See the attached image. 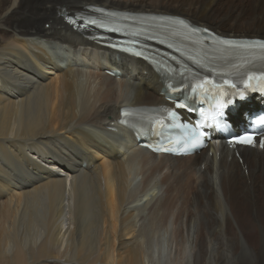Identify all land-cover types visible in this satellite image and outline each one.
Masks as SVG:
<instances>
[{
  "label": "bare ground",
  "instance_id": "obj_1",
  "mask_svg": "<svg viewBox=\"0 0 264 264\" xmlns=\"http://www.w3.org/2000/svg\"><path fill=\"white\" fill-rule=\"evenodd\" d=\"M97 9L147 15L145 34L179 56L195 45L166 39L178 26L160 15L264 33V0H0V264H146L154 233L168 264H264V147L140 148L119 109L170 104L144 61L65 20Z\"/></svg>",
  "mask_w": 264,
  "mask_h": 264
},
{
  "label": "snow or ice",
  "instance_id": "obj_2",
  "mask_svg": "<svg viewBox=\"0 0 264 264\" xmlns=\"http://www.w3.org/2000/svg\"><path fill=\"white\" fill-rule=\"evenodd\" d=\"M97 11H100V10L97 9ZM83 19L84 18H69L67 20V22L70 25L77 26V20H83ZM161 19H163V18H161ZM168 23L172 26H178V28L177 27L171 28V35H173V36L183 35L184 40L191 41L193 44H195L197 46H201L205 43V40L201 38L203 36L204 38L209 39L213 45L226 46V49H225L226 51H230L233 49H242V50L248 52L250 54L251 58H255L256 56H258V57L264 59V41H257V42H250L249 43V42H237L234 40L218 39V38H215L214 36H212L208 32V29H198V28L191 27L185 21L180 20V19L170 20ZM84 24L95 25L96 27L104 28L107 31H113V32H119L120 31L119 28L108 27L107 25L100 23L99 21L94 20V19L84 20ZM133 35H136V33H133ZM146 39H150V40L156 39L158 43L166 44V46L170 49L174 48V45L170 42H167L165 39H157V37H155V36H147ZM132 43H135V41H133ZM124 50L132 52V54L137 56V57L143 55V53L139 50L132 51V49H130V48H125ZM175 50L180 51V49H175ZM205 57H207V53H205ZM145 58L147 59L148 57H145ZM189 58L193 59L194 63H196L198 66H205V67L207 66L206 64L202 63V60L198 57L189 56ZM250 62H251L250 58H241L239 63H235V64H232L230 66L231 71L228 74L231 75L233 72L239 73L241 71V69H243L244 66ZM211 70L216 71V69H214V68H212ZM251 81H260L262 83V85H264V75H260L257 77L255 75L250 74L248 76V80L244 82L246 88L252 87ZM224 84L229 85V87H232V88L236 87V85L231 84L228 79L224 80ZM211 88H217V86L214 84V82L212 80L206 79V80L202 81L201 83H198L193 88V91L194 92L195 91H208ZM217 91L222 92V90L218 89V88H217ZM238 94L243 95L242 92L238 93ZM178 107H182V105H178ZM221 108H223V104L218 103L217 109H221ZM121 115L127 116L128 115L127 110H122ZM167 115H168L169 119L175 118L174 112L169 111L167 113ZM216 115L219 116L220 113L216 112ZM204 118L206 120L209 119L208 116H205ZM121 123H126V121L122 120ZM256 123L259 125H264V117L258 119L256 121ZM198 129H199V126H197V129L193 131L192 135L194 137H199L200 133H199ZM196 142L197 141L195 139L192 140L193 144H195ZM235 142L240 143V144L251 145L254 143V136L252 134L242 135ZM261 146L264 147V141L261 142ZM160 151H166V150L160 149Z\"/></svg>",
  "mask_w": 264,
  "mask_h": 264
},
{
  "label": "rangeland",
  "instance_id": "obj_3",
  "mask_svg": "<svg viewBox=\"0 0 264 264\" xmlns=\"http://www.w3.org/2000/svg\"><path fill=\"white\" fill-rule=\"evenodd\" d=\"M206 26H209V27H212L213 29H215L211 24H210V22H206ZM45 27H47V24L45 25ZM226 29V28H225ZM224 28H222V29H220V30H217V29H215L217 32H220L222 35H224L225 33H226V30H225ZM236 35H238V34H236ZM257 36H259V37H263L264 38V33L261 31L260 33H258V34H256ZM249 36H251V35H249ZM136 177V179H134L133 180V182H132V184H131V186H132V188H137L138 187V185H139V182H140V175L138 174V176L137 175H135ZM142 192H140L139 193V196H138V198H143V196H142V194H141ZM141 195V196H140ZM138 198H136V199H134L133 200V202H131L130 203V206L131 205H137V204H139V205H137L138 206V208L140 209V206H142V207H144V202L145 201H143V199L141 200V199H139V200H141V201H138ZM253 198V197H252ZM136 201H138V202H136ZM137 203V204H136ZM255 206V205H254ZM256 208H257V206H255ZM249 210V209H248ZM250 212L252 213V214H256V213H253V211L251 210V208H250ZM143 216H146L147 218L149 217V215H148V209H146V210H143ZM229 216H230V214H229ZM146 218V219H147ZM149 219H150V217H149ZM148 221V220H147ZM145 222H146V220H145ZM169 230H170V226H169ZM158 236H159V234L158 233H154V235H153V238H154V242H156V243H154L153 242V244H154V246H153V248H152V250H151V254H150V257L148 258V260H146V264H168L167 262H166V259H165V257H164V252H165V250H164V244L162 245V243H161V240L160 239H158ZM158 245H160V246H158ZM161 245H162V247H161ZM156 246H158V247H156ZM153 251V252H152ZM169 259V258H168ZM170 260V259H169ZM165 262V263H164ZM169 262V261H168Z\"/></svg>",
  "mask_w": 264,
  "mask_h": 264
},
{
  "label": "clouds",
  "instance_id": "obj_4",
  "mask_svg": "<svg viewBox=\"0 0 264 264\" xmlns=\"http://www.w3.org/2000/svg\"><path fill=\"white\" fill-rule=\"evenodd\" d=\"M9 249H10V246H9Z\"/></svg>",
  "mask_w": 264,
  "mask_h": 264
}]
</instances>
